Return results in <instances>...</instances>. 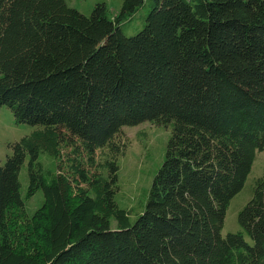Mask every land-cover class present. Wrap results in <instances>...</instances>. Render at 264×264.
I'll return each mask as SVG.
<instances>
[{"label":"trees","instance_id":"16d2710c","mask_svg":"<svg viewBox=\"0 0 264 264\" xmlns=\"http://www.w3.org/2000/svg\"><path fill=\"white\" fill-rule=\"evenodd\" d=\"M3 106L35 130L0 160V264H264V177L244 231L222 234L264 150V0H124L113 18L0 0ZM143 123L172 136L132 214L123 129ZM26 163V199L44 193L32 216Z\"/></svg>","mask_w":264,"mask_h":264},{"label":"rangeland","instance_id":"374dc122","mask_svg":"<svg viewBox=\"0 0 264 264\" xmlns=\"http://www.w3.org/2000/svg\"><path fill=\"white\" fill-rule=\"evenodd\" d=\"M124 0H67L69 7L77 9L86 16L92 14L94 6L106 3L110 17H115L121 10ZM129 35H132L127 31ZM35 128L29 124H20L12 111L0 107V160L5 163L12 154L10 145L31 134ZM124 135L130 141L126 156L120 160V182L117 195L118 204L132 214L140 213L147 199L153 178L162 165L168 143L172 136V127L143 123L136 127H125ZM141 133V134H140ZM40 161L50 169H55V160L47 154L40 156ZM264 177V150L256 155L251 172L244 188L231 201L224 221L223 235L244 231L239 217L254 196L257 181ZM23 195L26 212L32 216L44 203V193L40 190L26 199L29 186L28 164L21 172ZM115 224V223H114ZM113 224V225H114ZM115 226V225H114ZM246 240L252 242L245 233Z\"/></svg>","mask_w":264,"mask_h":264}]
</instances>
